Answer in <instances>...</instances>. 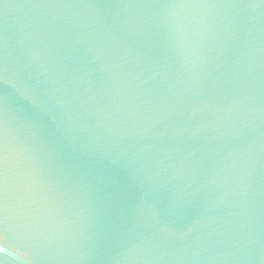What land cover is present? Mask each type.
<instances>
[{"label": "water", "instance_id": "obj_1", "mask_svg": "<svg viewBox=\"0 0 264 264\" xmlns=\"http://www.w3.org/2000/svg\"><path fill=\"white\" fill-rule=\"evenodd\" d=\"M0 264H264V0H0Z\"/></svg>", "mask_w": 264, "mask_h": 264}]
</instances>
